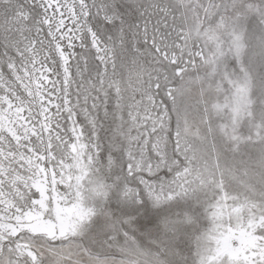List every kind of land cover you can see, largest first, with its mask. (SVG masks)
Instances as JSON below:
<instances>
[{"label": "snow or ice", "instance_id": "snow-or-ice-1", "mask_svg": "<svg viewBox=\"0 0 264 264\" xmlns=\"http://www.w3.org/2000/svg\"><path fill=\"white\" fill-rule=\"evenodd\" d=\"M0 264H264V0H0Z\"/></svg>", "mask_w": 264, "mask_h": 264}]
</instances>
